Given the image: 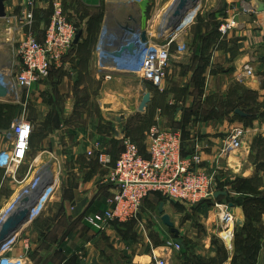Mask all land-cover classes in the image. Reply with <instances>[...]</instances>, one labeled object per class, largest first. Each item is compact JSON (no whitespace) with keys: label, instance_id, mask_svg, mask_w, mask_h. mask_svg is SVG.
Wrapping results in <instances>:
<instances>
[{"label":"crops","instance_id":"1","mask_svg":"<svg viewBox=\"0 0 264 264\" xmlns=\"http://www.w3.org/2000/svg\"><path fill=\"white\" fill-rule=\"evenodd\" d=\"M26 1L3 0L6 17L0 19V58L8 64L10 72L19 70L14 43L22 37L19 27L13 29L10 18L24 8ZM173 3L175 0H150L146 37L158 36L162 28L159 14L164 11L159 12V8H169ZM129 4L123 8H137L134 3ZM255 4L264 5V0H204L205 10L197 14L184 38L173 34L169 48L172 61L181 63L175 66L177 72L186 69L189 78L187 106L177 105L174 100L160 106L157 95L150 92V102L141 114L154 117L153 125L159 130L181 131L183 154L199 153L205 170L214 174V193L206 207L210 211L205 213L210 228L205 234L198 236L195 229L180 225L177 230L182 245L176 250L173 246L176 239L162 224L158 211L163 204L165 213L168 205L158 194L143 202L137 221L113 224L105 234L95 233L84 221L89 215L102 214L115 192L108 181L112 164L101 166L88 152L102 145L113 162L120 156L125 128L132 111H138L141 100L137 98L142 99L145 94L142 92L146 82L137 76L135 80L122 81L120 62L127 60L126 51L132 45L131 41L124 43L129 29L126 20L132 19L129 10L125 17L120 15L123 21L107 22L109 9L104 7L115 6L110 1L95 0L92 13L97 12L102 19L87 20L85 27L79 29L82 35L78 43L64 56L62 66L51 70L48 83L21 92L26 94L25 105L8 97L0 99V153L10 149L5 132L13 120L24 118L32 126L24 162L11 174L0 169V225L16 212L20 198L28 192L16 198L21 182L28 175L49 172L47 165L64 173L46 208L14 234L2 250L0 264H153L163 254H167L169 264H264V211L259 210L264 205V11L257 12ZM38 5L44 12L49 9L39 18L45 24L52 4ZM230 21L235 22L234 28L222 35L218 28ZM93 27L95 31H90ZM138 28L141 34L140 24ZM36 37L42 39L43 32ZM123 48L126 49L122 51ZM101 60L112 78L102 83L105 96L100 108L110 115L107 120L114 122L121 118L115 121L116 125L107 123L112 132L107 136L101 132L100 123L84 122L88 119L79 110L84 109L86 102L70 99L86 92L82 86L86 85L85 80L98 85L95 76L96 72L101 73ZM245 65L253 69L252 77H242ZM114 69H119L120 74H115ZM163 90L164 85L160 93ZM132 92L137 95L132 96ZM52 93H57L60 99H50ZM236 109L247 117L237 116ZM238 127L247 131L243 148L221 158L226 136ZM225 176L230 181H241L245 187L257 183L255 191L246 198L254 212L244 211L239 203L242 197L237 190L239 184L230 190L224 185ZM217 192L225 195L214 197ZM228 203L233 204L235 211L231 215L234 228L224 238L228 226L224 230L221 225L228 213Z\"/></svg>","mask_w":264,"mask_h":264},{"label":"built area","instance_id":"2","mask_svg":"<svg viewBox=\"0 0 264 264\" xmlns=\"http://www.w3.org/2000/svg\"><path fill=\"white\" fill-rule=\"evenodd\" d=\"M106 1L136 3L141 0ZM35 9V1L27 0L24 8L10 18L13 29L19 27L22 34L18 42L14 43V55L18 59L19 70L5 71L6 82L0 84L7 90L6 97L16 102L19 101L21 92L26 93L32 86L47 80L52 69L62 66V60L73 47L77 34V30L63 16L60 6L55 4L44 24L43 37L38 39L34 31ZM187 16L189 20L188 17L183 20L178 32L194 23L195 16ZM234 25V21L224 23L218 31L224 35L233 29ZM141 42L140 40L138 44L142 49L135 50L131 46L129 51H126L127 60L123 61L120 71L148 81L156 90H161L164 71L170 60L168 45L147 47ZM253 75V69L245 65L242 77ZM31 132L32 126L24 118L12 121L9 130L5 132L10 149L0 153V169L11 174L19 168L26 158ZM246 134L244 127L234 128L224 140L220 157L226 158L241 150ZM148 139L145 154H142L133 142L124 139L123 151L114 162L102 145H97L88 152V156H93L101 166H113L108 181L115 192L108 200V208L102 214L84 218L95 233L105 234L115 223L137 221L143 202L154 194L172 202L188 205H197L213 197L215 176L205 170L199 153L195 152L190 156L183 154L181 131H162L152 127ZM229 215L225 213L223 218L228 232L229 225L233 224ZM12 240L13 237L2 250ZM173 246L176 250L180 249L178 244ZM153 264H169L167 254L156 257Z\"/></svg>","mask_w":264,"mask_h":264},{"label":"rangeland","instance_id":"3","mask_svg":"<svg viewBox=\"0 0 264 264\" xmlns=\"http://www.w3.org/2000/svg\"><path fill=\"white\" fill-rule=\"evenodd\" d=\"M34 1H35V8H36V10L34 12V16H35L34 31L36 34H38L39 37L41 36V34L43 32L42 30H43V26H44V24L42 22H40L39 18L41 15L46 14L49 11V9H47L44 12V8L36 7L38 4H44L46 2H49L50 4H52L50 7L51 9H53L52 7L55 4L60 6L63 16L69 21V23L77 31H79V29H81V27L82 28L85 27L87 20H90V19L101 20L102 19V16L99 17V14L97 12L92 13L91 8H92V4H93V2H95V0H34ZM177 1L178 0H175V3H173V5L170 6L169 8H159V12L161 10H164L160 14L158 12L159 15L162 14V18H161L162 28L160 29L158 36L155 38L151 39L150 37H146L145 42H143L140 38V40L142 41L141 43H144V46L148 47L150 45H168V48H171V45H170V43H172L171 38L175 34H176V36L179 35L180 38H184V36H186L185 32L187 31V29L191 25L186 27L184 30L178 32V29L177 30L174 29V27L177 24V20L175 21L176 23L170 22L171 18L173 17V13L176 9L175 7L177 6ZM194 2H195V3H193L194 7L192 6L193 8L190 7V8H187L186 10H181L179 13V14L184 15L185 18L188 17L187 15H189V16L194 15L195 19L193 20V22L196 20L197 14H199V12H201L202 10H205V8H203L204 0H195ZM111 4H113L115 7H104V8H107L106 10L109 9L108 10L109 12L111 11V13L108 12V14L106 16V21L108 22L109 20L111 21L114 19H116L118 21H121V20L123 21L124 19H122L120 17V15L125 17V12L127 10H129L128 14L130 13V16L132 19L130 20V18H128L126 20V21L129 20L128 24H127L129 29H128V32L126 34L127 40L124 43L131 41L132 49H135V50L142 49V46H140L138 44V42H140V40H138L140 35H139V30H138L139 24H137V23H139L140 16H139V12H138L137 8H128V9L123 8V5H126V6L130 5L128 2H123V1H119V2L115 1V2H111ZM38 6H40V5H38ZM181 12H183V13H181ZM176 18L178 19V17H176ZM133 20H135L137 23H133ZM188 20H189V17H188ZM173 21H174V19H173ZM94 29H95V27H93V29L90 31H95ZM182 47L183 46L180 45L181 49H182ZM177 49H179V46H178V48H176V50ZM147 50L150 51V49H148V48H147ZM177 52H178V50H177ZM170 53L172 55L171 49H170ZM100 54H102V52H100ZM120 64H122V66H123L124 62H120ZM178 64L181 66V63L176 64V62H173L172 58L170 57V60L168 62V66L165 68V71H164V78H163V84H162V85H164L163 92L160 93L159 90H156L154 87L151 86V84L148 81H146L145 83H143L145 85L143 88L144 92H142V93L146 94V93L151 92V93L157 95V99L159 101L160 106H162L164 103L166 104V102L174 100V101H178L177 105L182 104V106L186 107L187 102H189L187 86H188V84H190V82H189V78L187 77L186 69H180V71L177 72V69L175 66ZM99 65H100L99 69L101 70V73L96 72V76H95V79H96L98 85H96V83L92 82L90 79H87V80H85L86 85H82L85 87L86 92L78 93L77 95L75 94V96L70 97V99L74 100V101L79 100V101L86 102L84 109L79 110V112L83 111V116L85 117V119H88V121L86 120L84 122L88 123L89 125L95 124L97 122L100 123L101 132H104V134L107 136V135L112 134L111 127L109 128L107 123L110 125L112 124L111 126L116 125V124H115V121L112 122L111 119H108L109 120V122H108L107 117L110 115L105 113L103 111L102 107L100 108V104L102 102L103 97L105 96V94L102 91V86H103L102 83L104 81L110 80V78H112V77L108 76L107 65L105 64L104 61L101 60ZM7 67H8V64L5 62V60L3 58L2 59L0 58V82L3 84H4V82H6L5 81L6 78L4 76V73H5V71H7ZM118 70L119 69H117V70L114 69L113 71L115 74H120V73H118ZM121 76H123L122 81L124 83H126L124 80L126 78H127L126 80H131V81L136 79V77H134V75H132V74H127V76L124 77V75L121 72ZM191 79L193 81V78H191ZM55 80H56V78H55ZM137 80H139V79H137ZM48 81H49V78L43 82L38 83L36 86H40L44 83L47 84ZM134 82L136 84L139 83L138 81L137 82L134 81ZM183 87H185L186 89ZM62 88H63V86H62ZM62 91H63V89H62ZM128 94L129 93H127V95ZM131 94H132V96L137 95L134 92H132ZM107 95H109V94H107ZM139 95L141 96V94H139ZM193 95H199V94L193 93ZM190 96H192V95H190ZM49 98L52 100H59L60 99L59 95L57 93H52L51 96H49ZM137 99L141 100L140 97H138ZM19 101L22 105H25L24 104V103H26V94L25 93L20 95ZM144 112L145 111H143L141 113V112L133 110L130 117H129L127 127L125 128L126 129L125 130V134H126L125 139L126 140L128 139L130 142H133L137 146V148L139 149L140 152L141 151L143 152L144 150L146 152V149H147V146L149 143L148 133L152 127H155L153 125L155 123V118L149 117V116L148 117L141 116V114H144ZM26 118H28V117H26ZM249 124H250V122H249ZM249 124L247 123V125H249ZM47 168H48L49 172L46 171V173L43 174L44 177L46 176L47 180L44 181V183H42V185L39 186L37 188V190L35 189L36 193L33 192L31 195L26 196V194H27V192H26L22 196L23 204H26V203H24V199L27 198L28 199L27 202H32V203H30L31 206L33 204H35V206H36L43 199L42 204H41L42 209L39 211L40 213L38 212L33 217L30 216V220L32 219L31 221L35 220L41 214V212L46 208L47 204L52 199L53 194L57 190L58 185L61 183L60 181H62V175L64 176V173L62 174V173H59L58 171H56V169L54 170L53 169L54 167L51 165H47ZM39 172L31 173L30 175H28L25 178V180H23L24 182L23 181L21 182L20 188L16 192L17 196L15 195L16 198L19 197L20 195H22V193L25 192L33 184V182H35L34 181L35 178L41 174ZM223 180L225 182L224 185H227L226 187L229 188L230 190L235 189L236 188L235 185L239 184L238 187H240V188L237 190H239L240 194L242 195V197H240L241 200L239 203L242 204L241 206L243 207L244 211L254 212L255 210L253 209L252 204L247 203L246 198H247V195H252L251 194L252 191H255L254 188L256 187L257 183L254 184V186H251V184H249L248 187H245L242 184H240L241 181H239V182L238 181L236 182V180L230 181L229 178L226 176L223 177ZM39 182H40V180H38V183ZM49 186L50 187L53 186L52 191L49 192V194L47 196L43 197L42 196L43 191H45L46 188ZM241 187H243V188H241ZM234 191H236V190H234ZM39 192L41 193L40 195H39ZM160 200L168 205V209L165 211V213L169 215V217L171 218V220L174 223V226L176 228H178L182 224H186L187 226L185 228L188 227L189 230L195 229L198 236L204 235L205 230L210 228V226L207 225V222H206L207 216L205 214V213H208L210 211V210L208 211V209L206 208L207 205H209L208 204L209 201L204 202V203H200L197 205H188V204H183V203L172 202V201L164 199V198H160ZM14 201H13V203H14ZM260 208L261 209H259V210L264 211V205L260 206ZM10 209H11V207H10ZM220 213H221V211H220ZM198 214H200V215L198 216ZM234 214H235V211L233 210L232 215H234ZM230 217H231V215H230ZM0 218H1V216H0ZM2 221H4V220H2ZM232 225H234V224H232ZM26 226L27 225H25L21 229L26 228ZM221 226L225 230L226 223L222 222ZM219 227L214 226V229L218 230V229H220ZM229 227H230V225H229ZM227 232L228 231H225L222 236L223 237L226 236ZM229 234H230V232H229Z\"/></svg>","mask_w":264,"mask_h":264},{"label":"water","instance_id":"4","mask_svg":"<svg viewBox=\"0 0 264 264\" xmlns=\"http://www.w3.org/2000/svg\"><path fill=\"white\" fill-rule=\"evenodd\" d=\"M195 1V0H194ZM247 2L248 0H242ZM149 3L150 0H141L139 2L134 3L137 7V10L139 12V24H140V29H141V34H140V38L143 42L146 41V25H147V10L149 7ZM187 3V0H178L177 1V6L175 7V11L173 13V17H178L177 19V24L174 27V29H178L179 26L181 25V23L184 20V15L179 14L181 10H183V8L185 7ZM195 3V2H194ZM194 7V5H193ZM192 7V8H193ZM254 8L256 9L257 12H263L264 11V5L263 4H255ZM6 17L5 14V9H4V2L3 0H0V19H4ZM82 35L81 31H78L75 38H74V42L73 45H76L80 39ZM126 49L123 48L122 51ZM128 49H130V47H128ZM7 96V90L6 88L0 84V99H5ZM150 102V94L146 93L143 95L141 102L139 104L138 107V111L139 112H143L148 103ZM235 114L241 118H245L247 117L246 114H244L242 111H240L239 109L235 110ZM116 122L121 121V118H116L115 119ZM220 195H225L224 192H217L214 197H218ZM28 199L25 198L24 199V203H27ZM35 208V204H33L32 206H30L29 208H22L21 210H16L15 213L9 215L7 217V219L0 225V252L3 248V246H5L13 237L14 234H16L22 227H24L25 225L30 223V215H31V211ZM227 209H228V213H230V215L233 214V204L232 203H228L227 205ZM159 214L161 216V222L164 226H166L169 229L170 234L173 236V238L176 239V244H178L179 246L182 245V242L179 240V231L177 230V228H175L174 223L171 221V218L169 217V215L165 214L163 211V204H160L159 206ZM233 228L234 226L231 225L230 226V232H233ZM228 243H230V241H228ZM81 264H85V262H82Z\"/></svg>","mask_w":264,"mask_h":264},{"label":"bare ground","instance_id":"5","mask_svg":"<svg viewBox=\"0 0 264 264\" xmlns=\"http://www.w3.org/2000/svg\"><path fill=\"white\" fill-rule=\"evenodd\" d=\"M193 3H194V0H187V3H186V5H185V7L183 8V10H186L187 8H190V7H192L193 6ZM175 5V4H174ZM181 13H183V12H181ZM173 19H174V21H173ZM177 20V18L175 17H172L171 18V20H170V22H175ZM176 23V22H175ZM44 173H46V171L45 172H41V174L40 175H38L37 177H36V179L34 180L35 182L31 185V187L29 188V189H27L28 190V192H27V194H26V196L27 195H31L33 192H35V189L37 190V188L39 187V186H41L42 185V183H44V181H46L47 180V178H46V176L44 177L43 176V174ZM41 178V179H40ZM38 180H40V182L38 183ZM44 186V185H43ZM45 189V188H44ZM43 189V190H44ZM52 189H53V186H49V187H47L46 188V190L45 191H43V193H42V196H47L48 194H49V192H51L52 191ZM36 193V192H35ZM41 193L39 192V195H40ZM39 197V196H38ZM33 198V197H32ZM35 198V197H34ZM22 197L20 198V201H19V203H18V205H17V210L19 209V210H21L22 208H29L30 206H31V204L30 203H32V202H27L26 204H23V202H22ZM34 201V200H33ZM38 201V200H37ZM40 201V200H39ZM42 201H43V199L40 201V203L32 210V212H31V217H33L34 215H36L41 209H42ZM229 217H230V215H229ZM231 218V217H230Z\"/></svg>","mask_w":264,"mask_h":264},{"label":"trees","instance_id":"6","mask_svg":"<svg viewBox=\"0 0 264 264\" xmlns=\"http://www.w3.org/2000/svg\"><path fill=\"white\" fill-rule=\"evenodd\" d=\"M78 32V31H77ZM263 116H264V114H263ZM205 202H207V201H205ZM202 203H204V202H202ZM116 224V223H115Z\"/></svg>","mask_w":264,"mask_h":264}]
</instances>
